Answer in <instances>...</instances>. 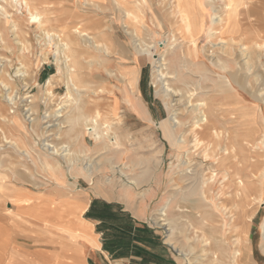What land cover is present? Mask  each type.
<instances>
[{"label": "rangeland", "instance_id": "obj_1", "mask_svg": "<svg viewBox=\"0 0 264 264\" xmlns=\"http://www.w3.org/2000/svg\"><path fill=\"white\" fill-rule=\"evenodd\" d=\"M33 1V8L42 16L40 26L44 27L28 23V13L23 4L19 5L21 2L11 7L0 1L4 8V12L0 10V31L6 36V41L0 40V221L9 226L14 219L30 217L31 208L19 207L17 204L22 201L10 198L15 191L25 190L22 192L26 197L38 193L39 197L52 192L53 187H66L90 198L103 197L114 202L119 210H126L128 216H134L154 234L156 246L164 249L170 264H211L209 254L201 252L202 239L192 227L195 220L182 199H189L188 189L193 184L186 180L175 186L176 178L184 170L190 176L202 166L198 176L203 178L210 165L197 158L196 153L193 161L186 159L189 150L194 154L190 135L187 150L177 158L176 147L162 138L159 128L173 115L180 125L176 126V138L188 135L196 115L191 111L197 102H188L187 91L194 86L185 83L190 82L188 73L206 59L208 67L212 61L234 66L239 77L235 83L225 71L219 73L221 77L207 71L206 81L200 83L196 77L193 82L202 86L209 105L218 103L219 118L232 127L237 156L226 163L233 164V172L239 175L243 173L241 167L251 165L246 175L257 194L251 198L254 211L246 233L247 261L264 264V0H229L228 9L237 23L234 27L212 24V17L227 13V1L196 0L197 9L203 14L196 45L190 47L194 58L197 57L196 64H188L182 55L183 50L187 52L185 46L190 45L173 34L165 21L156 20V16L155 26L145 21L135 32L131 27L125 30V14L114 0ZM145 1L153 4L155 13L163 10L162 3L173 2ZM98 5L101 8L96 12L93 7ZM118 12L120 16L116 18ZM97 21L102 22L103 28L94 29ZM81 24L91 28L84 41L75 38L74 31ZM210 29H217L219 34L210 36ZM64 34L71 37L70 50L64 45ZM77 44L84 49L83 55L79 54ZM241 46L246 48V58L241 54ZM175 52L181 53V58ZM158 59L164 60L162 77L157 76L154 68ZM73 66L78 71L77 82L73 83L78 88L74 89L70 82ZM217 77L223 82L219 95L211 81ZM125 94L143 110L144 118L132 109ZM97 112L101 118L96 117ZM91 119L97 120L99 133L106 132L100 140L86 130ZM218 128L223 130L220 124ZM201 141L200 150L210 154L209 138ZM124 148L127 151L121 154ZM52 150L58 154L53 155ZM217 151L222 153L223 147ZM227 181V177H221L215 182L214 201L224 198ZM6 183L11 190H5ZM227 232L226 225L224 234ZM76 245L74 240L64 237L65 252H77ZM192 257L195 259L188 260ZM95 261L126 264L100 252ZM155 264L163 263L155 260Z\"/></svg>", "mask_w": 264, "mask_h": 264}, {"label": "bare ground", "instance_id": "obj_2", "mask_svg": "<svg viewBox=\"0 0 264 264\" xmlns=\"http://www.w3.org/2000/svg\"><path fill=\"white\" fill-rule=\"evenodd\" d=\"M0 1H3L5 3H9V6H11V7L16 6L18 3L21 2L19 5L21 6V4H23L25 9L27 10L28 17H29L28 23L30 25L39 26L40 28L44 27L43 25L40 26L41 24H43L42 16L40 13L36 12V10L33 8V6H34L33 0H0ZM88 1L90 2V0H88ZM172 1L173 2H170L169 4L162 3V6H163L162 9L163 10H161V12H159V13H155V7L153 6V4L151 2H148L145 0H141V2H137L135 0H127V1L126 0H114L116 5L118 7H120L121 10L125 14L124 15V17H125L124 24L126 25L125 30L127 27H131V28L135 29V32H137L136 27L139 24L141 26L145 25L146 22L148 23V21L151 22L155 26L154 20H155V16H156V20L165 21L167 23L168 27L171 28V32L173 34H175V33L178 34L181 38H183L187 42V44L190 45L189 47H187V45L185 46L187 52L185 53L184 52L185 50H183L182 55L185 56L184 58L187 60L188 64H196V63H194V60L197 57L195 56V58H194L193 49L191 50L190 47L196 45L195 39L200 34L201 29L203 27V14L197 9L198 2L196 0H172ZM224 1H227L226 5H224L225 9L227 10V13L224 14V16L218 15V16L212 17V24L217 25V26H224V27L225 26L234 27L235 25H237V23L234 22L235 20H233V18H232L231 9H228L230 7L229 3H228L229 0H224ZM91 3H92V1H91ZM99 5H98V7H93V10L98 12V10L101 8L100 7L101 5L100 6ZM102 8H104V10H105L104 6ZM0 10H2L4 12V8L2 6H0ZM33 10L35 12H32ZM39 10H40V8H39ZM49 11H50V9H49ZM46 13H48V12H46ZM137 13L138 14L140 13L143 16L141 18H139L140 15L138 16ZM119 14H120V12H118L116 14V18H119V16H120ZM46 15L48 16V14H46ZM49 15H50V12H49ZM47 16H45V17H47ZM9 18L12 19V16ZM112 22H113V24H115V22H117V19L113 20ZM12 23L14 24V21H12ZM17 24H18V22H17ZM44 24H46V23L44 22ZM95 24H96V26L94 27V29H97V28L99 29L103 25L101 21H97ZM46 26H47V24H46ZM11 28H13V27H11ZM90 29L91 28L89 25L83 24L81 26V28H77L74 31L75 34H77V36H75V38L77 37V38H80L81 40L84 41L85 38L88 36L87 31ZM92 29H93V27H92ZM16 31H17V29H16ZM210 31H211V33H209L210 36L216 37L219 34L217 29L216 30L210 29ZM14 32L15 31H13V33ZM58 35H56V37ZM62 37L64 39L63 41H64L65 47L70 50V44H71L70 39H71V37L69 35H66V34H64V36L62 35ZM0 40L2 42L6 41V36H4L1 31H0ZM94 43L96 45H98L97 42H94ZM219 43L224 44L223 41H220ZM77 46L80 49L79 54L83 55L84 49L81 50V46L78 44H77ZM77 46L75 45L74 47H77ZM107 47H108V45H107ZM262 48L264 49V43L262 44ZM138 49H139V47H138ZM240 51H241L242 56L246 58L245 46H241ZM180 54L181 53L177 54V52H175V55L178 58H181L178 56ZM74 56H75V54H74ZM205 60L206 59L199 61L201 63V65H195L194 70H191L190 73H188L187 77H188V79H190L189 80L190 82L185 83L187 85L191 84L192 86H194V88L192 90L187 91L190 93L188 102L192 103L193 100H195L197 102V105H195L191 111L192 114L196 113V115L193 117V122H191L189 125L188 135L182 134L180 139L176 138V129L179 125V121H176V118H173V115H172V117H168L167 120L162 122L160 124L159 128H160L162 138L165 139L169 143V145L176 147L177 154H178L177 158L180 155L183 156V154H180V153L187 150V141H188L187 139L190 135V137H192L194 140L193 147H192L194 150V154H192V152H190V150H189V152L186 153V159L188 161H193L195 153H196L197 158L198 157L203 158L204 163L207 162L210 165L206 169L207 173L205 174V176L203 178L202 177L199 178V176H198V172H200V173L202 172V169H201L202 166H201L198 169L199 171L195 172L193 175H190V176L188 174L189 172H187V169L184 170L182 172V174L180 175V178L179 177L176 178V182H175V186H179L180 182L182 183V181L185 182L186 180H190V182L193 184L192 187L190 189H188V190H191L187 193L188 195L186 197L189 199H186V200L184 198H182V199H183V201L186 202V207L189 209V213H188L189 216L193 217L195 220L194 221L195 225H192V227L194 226L195 229L198 230L199 235L202 239L201 243L203 244V246L201 248V252L209 254V256H207V259L210 260L211 264H227L230 261H231V264H248L247 260H249V259L247 258V254L249 251H248L247 245H246V242H247L246 233H247V230L249 229V228L247 229V227L249 225L248 222L251 219V217L253 215V211H254L253 210L254 208L252 206L253 200L251 201V198L252 199L256 198V194H257V190H253L255 188L254 183L246 175V172H247L248 168L251 167V165L243 164V165H245V168L244 169H241L243 167L240 168V170H242L243 173L241 175H239V173L237 171H236L237 173L233 172L234 171V170H232L234 167L233 164L226 163L227 160L233 158L234 156H237L236 145L234 142V139H236V138H234L233 133H231L232 127H227L226 123H224V121H221V119L219 118L220 112H219V109L217 107L218 103H212L209 105L206 102V99L204 98V96H207L206 93L202 92L203 88L201 85L198 84V82L202 83L203 81H206L208 79L207 71H210L211 73H213L219 77H221L219 75V73L225 71V74L228 75L230 77L231 81L235 82V83L239 82V77L237 76V71L234 70V66L231 67V66H229V64L225 66V65H222V64H219L217 62L212 61L209 64L210 67H208ZM163 61H164L163 59H158L154 63V65H155L154 68L156 69L155 72L157 73L158 77L163 76V72H162V68H163L162 62ZM245 63H246V65L248 64L247 61ZM70 64H72V63H70ZM73 65H74V63H73ZM72 69H74V70L71 71V74H70L71 81L70 80L69 81L72 83V85H73L72 88L74 89L75 87H77L73 83L77 82L78 71L75 70L74 66L72 67ZM18 72H20V71H18ZM194 75H196V76H194ZM196 77L199 78L198 79L199 81L195 83V82H193V80H195ZM219 77H217L216 79H211L212 84H213V88L215 89V94L217 93L218 95L222 94L220 84L223 83ZM128 82H129L130 86H132L133 79L130 78V80ZM238 84H240V83H238ZM229 87H231V86L229 85ZM197 91H200V92H197ZM125 98H126L127 102L130 104V106L132 107V109L139 115V117L144 118L145 115L143 114V110L140 109L139 107H137L135 101L129 95L126 96V94H125ZM99 100H96V101H99ZM80 101L81 100H78V102H80ZM90 102H91V100H90ZM90 104H92V103H90ZM98 116L100 117L99 113L97 112L96 117H98ZM89 122L91 123L90 125H88V126H90V128H88L86 130H89V132L91 131V133H94L93 135H95L96 140H100L101 137H103L104 133H106V132L99 133L97 131L99 124H98L96 119L95 120L91 119ZM219 124L221 125V127L223 129L221 131L218 128ZM225 132L227 133V137L225 136ZM205 137L209 138V141L211 142L210 143L211 144L210 154L206 153L205 151L200 150L201 146H202L201 138H205ZM111 144H112V146L115 145V143H111ZM126 145H127V143H126ZM49 147L50 146H48V148ZM222 147H223V151H222V153H219L217 150L221 151ZM126 148H124V150H121V154L124 153V151L125 152L127 151ZM51 153L53 155H57L58 151L52 150ZM68 154H65V155L63 154V155L67 156ZM149 155H150V153H149ZM184 158H185V156H184ZM120 160H121V158H120ZM213 162H215V164H213ZM185 164H186V162H183L182 166H184ZM88 171H89V169L87 170V172ZM214 172H216V173H214ZM221 177H227L228 181H227L226 187L230 190L226 189V192L223 194L224 198L216 199L215 201L219 200V202H215L214 197H213L215 182L218 180V178H221ZM203 179H205V180H203ZM55 180L58 182V179H55ZM59 183L63 184L60 181H59ZM133 184H134V182H133ZM9 185H10L9 183L5 184V190H11ZM175 190H177V189H175ZM218 196H219V194H218ZM218 196H216V197H218ZM215 224H219V225L216 226ZM226 225L228 227V232L225 235L224 234V228ZM263 230H264V226H263ZM193 232H195V231H193ZM247 244H248V242H247ZM193 249H195V248H193ZM192 251L194 252V250H192ZM205 258H206V256H205ZM190 259L193 260V259H195V257L189 258L188 260H190ZM201 259H202V257H201Z\"/></svg>", "mask_w": 264, "mask_h": 264}, {"label": "crops", "instance_id": "obj_3", "mask_svg": "<svg viewBox=\"0 0 264 264\" xmlns=\"http://www.w3.org/2000/svg\"><path fill=\"white\" fill-rule=\"evenodd\" d=\"M22 191L9 196L31 208L30 217L0 221V264H98V252L126 264L171 263L154 234L110 200L59 186L39 197ZM65 236L77 252L64 251Z\"/></svg>", "mask_w": 264, "mask_h": 264}]
</instances>
